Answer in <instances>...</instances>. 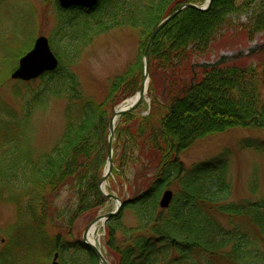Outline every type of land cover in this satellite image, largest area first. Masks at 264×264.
<instances>
[{
    "label": "trees",
    "instance_id": "1",
    "mask_svg": "<svg viewBox=\"0 0 264 264\" xmlns=\"http://www.w3.org/2000/svg\"><path fill=\"white\" fill-rule=\"evenodd\" d=\"M205 2L98 0L87 10L59 6L56 34L65 52L57 49L58 67L40 76L49 94L68 99L59 140L33 158L24 132L44 101H21L18 109L0 106V198L16 209L0 264H39L29 260L34 252L45 258L57 253L59 264H99L81 239L71 238V228L84 214L94 217L107 200L98 182L113 109L140 89L141 58L159 22L183 4ZM248 12L243 31L252 41L264 32V0H211L206 10L185 7L154 38L146 93L150 110L140 113L143 101L115 124L107 180L110 191L125 202L105 223L110 264H264V197L230 199L226 154L189 168L180 160L183 150L209 134L234 127L264 132V49L216 66L192 61L227 31L231 15ZM120 27L139 31L141 52L110 80L105 101L97 102L84 94L61 60L73 62L80 45ZM8 72L1 70L0 76ZM243 146L264 152V139H247ZM170 187L172 201L161 208L160 198ZM125 210L134 212L133 226L122 221ZM61 225L68 227L65 235L49 234L65 229Z\"/></svg>",
    "mask_w": 264,
    "mask_h": 264
},
{
    "label": "rangeland",
    "instance_id": "2",
    "mask_svg": "<svg viewBox=\"0 0 264 264\" xmlns=\"http://www.w3.org/2000/svg\"><path fill=\"white\" fill-rule=\"evenodd\" d=\"M59 10L55 0H0V71H9L8 75L0 76V106L18 109L21 101H44L31 114L28 129L24 132L35 159L48 153L59 140L65 126L64 109L68 99L49 94L44 88L45 78L39 77L31 81L13 80L10 78V72L17 66L18 59L32 48L34 40L41 35L48 38L59 65L60 58L56 53L58 50L65 52L64 41L56 34ZM249 16L250 12L231 15V24L227 31L219 35L204 54L194 57L193 63H214L223 56H228L225 62H229L244 56L250 57L264 49V32L257 34L252 41H248L245 36L243 28ZM251 48L253 53H248L247 50ZM140 52L139 31L131 27H120L101 32L80 45L73 62L65 59L61 61L74 73L84 94L94 101L102 102L107 97L110 80L135 62ZM142 59L143 56L141 61ZM149 110L150 99L145 95L140 113L145 115ZM247 139L263 140L264 132L234 127L220 133H212L183 150L180 160L189 168L226 154L230 199L255 201L264 197V152L245 148L243 141ZM102 187L104 193L117 196L115 192L110 191L108 180ZM167 190H171L174 195V188ZM104 197L107 200L94 217L114 210L115 201L108 196ZM123 214L122 221L127 226H133L134 212L125 210ZM92 217L90 213L79 217L71 228V238L81 239L84 229L94 219ZM242 220L244 225L250 227L248 220ZM15 221V206L0 198V255L13 233ZM61 227L65 229H50L49 234L55 236L60 232L65 235L68 227ZM95 227V242L105 254V225L98 222ZM64 237L70 239L68 235ZM53 254L45 258L40 252H34L28 256L29 260L34 259L36 263L51 264Z\"/></svg>",
    "mask_w": 264,
    "mask_h": 264
},
{
    "label": "water",
    "instance_id": "3",
    "mask_svg": "<svg viewBox=\"0 0 264 264\" xmlns=\"http://www.w3.org/2000/svg\"><path fill=\"white\" fill-rule=\"evenodd\" d=\"M57 3L61 8H70V7H79L83 9H91L93 8L97 3L98 0H56ZM211 0H206L205 4L202 7H199L194 4H183L181 5L177 10L166 16L163 20L159 22V24L155 27L153 32L151 33L147 44L145 46V49L143 51V76H142V82L141 87L137 94L123 103H121L112 113V116L109 121V136H108V158H107V167L101 176L99 182H98V189L102 196H108L115 200L117 202L116 208L113 211L104 213L102 215L96 216L84 229L82 234V242L86 244L96 255V257L99 260L100 264H109L108 261L105 259L104 255L100 251V249L88 242L87 235L89 233V229L95 225L99 221H105L110 218L113 215H116L123 206V201H121L116 195L114 194H106L103 192V185L110 174L111 167H112V138L114 133V127H115V120L117 117H119L122 114H125L127 112L132 111L144 99V95L147 90V82H148V60H149V52L152 45V42L154 38L156 37L157 33L171 20L173 19L183 8L185 7H192L200 10H206L210 5ZM248 53H253V49H248ZM226 58L228 56H223L219 60H217L214 63L210 62H203V63H197L196 65L207 67V66H213L220 63L225 62ZM58 58L57 56L52 52L49 40L47 37L41 35L38 36L34 42L32 48L26 52L24 55H22L18 59L17 66L10 72V78L13 80H20V81H31L34 79L39 78L43 74L53 71L58 67ZM173 197V192L171 190H165L160 198L159 205L161 208H167ZM58 254L55 253L53 255V258L51 260V264H59L57 260Z\"/></svg>",
    "mask_w": 264,
    "mask_h": 264
},
{
    "label": "bare ground",
    "instance_id": "4",
    "mask_svg": "<svg viewBox=\"0 0 264 264\" xmlns=\"http://www.w3.org/2000/svg\"><path fill=\"white\" fill-rule=\"evenodd\" d=\"M96 224L93 225L90 230H89V234L87 235L88 237V242L92 243V244H96L95 242V238H94V233H95V229H96Z\"/></svg>",
    "mask_w": 264,
    "mask_h": 264
}]
</instances>
